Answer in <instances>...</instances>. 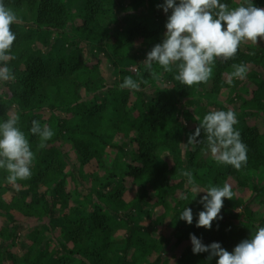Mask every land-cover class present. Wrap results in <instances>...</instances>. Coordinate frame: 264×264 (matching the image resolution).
<instances>
[{
    "label": "trees",
    "instance_id": "16d2710c",
    "mask_svg": "<svg viewBox=\"0 0 264 264\" xmlns=\"http://www.w3.org/2000/svg\"><path fill=\"white\" fill-rule=\"evenodd\" d=\"M163 2L5 0L20 23L12 26L17 40L15 59L9 61L16 80L2 83L0 122L16 109L18 127L28 135L35 159L31 178L15 185L8 184L7 173L0 170V211L5 216L20 214L23 223L47 219L51 226L47 232L60 229L61 254L67 259L61 264H170L175 255H167L166 238L153 236L165 224L167 213L156 216L154 206L163 210L167 208L165 196L189 193L186 178L180 175L183 170L193 173L202 190L209 185L223 186L232 178L239 190L250 192L245 200L235 195L231 201L225 199L223 220L214 221L211 230L196 227L198 214L204 210L199 201L205 193L191 203L181 202V209L175 208L168 221L170 230L176 232V248L191 242L190 234H195L205 245L220 243L232 252L264 227V130L253 124L254 119L264 118V42L242 44L233 60H218L207 84L188 88L173 78L174 73L155 64L161 78L154 81L143 58L162 42L166 32L167 16L157 8ZM221 2L236 7L245 0ZM253 2L264 8V0ZM81 19L84 23L78 25ZM82 42L92 46L95 56L104 44L106 61L118 71V80L109 83L101 68L89 66ZM139 47H149L143 58L137 55ZM240 62L248 67L244 80L230 75L232 64ZM134 65L136 71H130ZM126 76L148 79L149 84H142L140 91L121 90L119 85ZM223 90L242 95L235 110L246 109L250 116L239 118L235 126L248 149L247 165L240 171L203 154L202 145L187 144L199 121L211 112L206 103H199L202 94L219 95ZM134 93L137 97L131 104ZM44 112L49 114L47 118ZM34 119L55 132L45 149H39L38 138L29 133ZM109 150L115 153L112 165L107 162ZM183 151L185 156H179ZM174 178L181 182L172 183ZM71 182L77 186L78 199L88 207H69L67 184ZM128 184L138 189L130 201L125 199ZM8 192L13 193L9 205L2 200ZM186 207L193 211L192 225L179 219ZM239 208V213H233ZM146 220L149 223L143 224ZM238 224L242 227L234 231ZM8 230L6 225L5 232H0L2 243L11 240ZM121 231L124 234L118 237ZM4 243L0 245V264H16V255ZM154 255L157 258L150 263ZM207 257L208 253L193 254L189 249L175 264H217L218 258L209 261Z\"/></svg>",
    "mask_w": 264,
    "mask_h": 264
},
{
    "label": "clouds",
    "instance_id": "9594fccd",
    "mask_svg": "<svg viewBox=\"0 0 264 264\" xmlns=\"http://www.w3.org/2000/svg\"><path fill=\"white\" fill-rule=\"evenodd\" d=\"M157 8L167 16L166 32L162 42L155 44L143 61L154 81L161 78L153 67L155 64L164 72L174 73L173 78L188 88L207 84L218 60H233L242 44L264 42V8L257 7L253 0H245L236 7L221 0H164ZM18 23L20 18L16 12L5 0H0V83L16 80L9 61L15 59L13 47L17 35L12 26ZM232 69V78L246 79L248 67L245 63H233ZM142 84H149V80L126 76L119 88L140 91ZM18 123L19 117L14 115L0 122V170L7 173L5 180L10 185L31 178L35 159L28 135ZM238 123L232 110L208 112L194 133L189 135L187 144L193 147L202 145L203 154H210L218 164L240 171L247 165L248 149L241 132L235 127ZM29 133L38 138L39 149H45L55 135L47 124L42 125L35 119L31 121ZM180 175L186 178V185L191 186L192 193H205L199 201L204 210L198 214L196 227L211 230L214 221L223 220L221 211L225 199L233 200L232 186L225 182L223 186L209 185L202 190L191 171L183 170ZM184 198L187 199V195ZM179 219L192 225V209L186 207ZM190 240L193 254L208 253L207 259L218 258L217 264H264V227L237 244L232 252L220 243L205 245L195 234H190Z\"/></svg>",
    "mask_w": 264,
    "mask_h": 264
},
{
    "label": "rangeland",
    "instance_id": "374dc122",
    "mask_svg": "<svg viewBox=\"0 0 264 264\" xmlns=\"http://www.w3.org/2000/svg\"><path fill=\"white\" fill-rule=\"evenodd\" d=\"M241 1V0H238ZM78 25H82L84 23V20H77ZM139 46V44H137ZM81 47L85 49L86 52V59H88L89 61V66L93 68V66H98L99 68L102 69V71L106 74L109 83L110 81H115L116 79L118 80L119 78V74L118 71L116 69L113 68L112 64L108 63L106 61V57L104 54L105 51V46L104 44L101 46L102 51L97 53V56H95L93 54V48L92 46H89V44L82 42ZM149 48V47H148ZM148 48H143V47H139L136 51H137V55L139 57H142L145 55V52L148 51ZM107 50V47H106ZM96 52V51H95ZM101 53V54H100ZM96 54V53H95ZM144 54V55H143ZM143 58V57H142ZM146 59V57L144 56L143 61ZM137 69V66H133L130 71L135 72ZM240 87H243L246 91H247V86L246 85H241ZM0 90H5L4 85L2 83H0ZM243 92V90H241ZM245 92V91H244ZM136 94L134 93L131 96V104L134 103L135 99H136ZM202 98H200L199 103L203 104L206 103L207 106L210 108L211 111H218V109L220 107H226L229 108L230 110H232L233 112L236 113L237 118L239 120V118L245 119L248 118L249 119V112L244 109L241 112L240 111H236L235 110V105L237 103H240L241 101H243V98L240 99L242 97L241 96H236L234 93H232L230 90H223L219 95H211L210 91L208 92H204L201 96ZM91 99V98H90ZM198 110H195V114L198 113ZM16 114V109L13 108L10 115H14ZM45 117H48V113L44 112ZM239 124V123H238ZM253 124L254 125H259V127L264 130V118L261 116L258 119H254L253 120ZM185 151H183L181 154H179V156H185ZM115 160V153L112 152L111 150H109L108 154H107V162L108 165H112L113 161ZM104 174V171L101 170V175ZM181 182V178H174L172 180V183L174 184H179ZM227 183H229L235 193V197L237 198H241L242 200L248 199L249 198V189H247L246 191H244V189H238V183L232 179V178H228L226 180ZM185 185V188L188 189L189 193L185 194L184 197L187 195V199H185L181 193H178L177 195L174 196H165L163 202H165L167 208H164L163 210L158 206H154L155 208V212H156V216L159 214H163L164 212H166V221L165 224L163 226H158L157 228V232L153 235L155 237H158L159 235H163V237L166 238L167 240V255L169 254H173L175 255L174 259L171 260L170 264H175L176 260L179 259L184 252H186L189 249H192V244L191 242H185L183 244L180 245V247L176 248L175 244H176V232L173 230H170V227L168 225V221L169 218L171 216V214L173 213L172 211L176 208L177 211H179V209H181V202H185L186 203H191L195 196L197 194L192 193L191 191V186L190 185ZM82 190L84 188V186H81ZM201 188V187H200ZM80 189V187H79ZM86 189V186H85ZM127 192L125 195V199L127 201H130L131 199H133L138 191L137 186L132 185V184H128L127 186ZM202 189V188H201ZM205 189V188H203ZM67 191L68 194L70 195V200H69V207L70 208H74V207H78L81 205H85L86 207H88L87 204H84L85 202L82 200L80 201L78 198V196L80 194H78V189L77 186H73L72 182L67 184ZM76 191V192H75ZM201 194L197 195L198 197ZM202 196V195H201ZM12 197H13V193L12 192H8L6 195H4V197H2V200L4 202V204H12ZM183 197V198H182ZM159 199V198H158ZM157 199V200H158ZM156 200V201H157ZM181 200V201H180ZM155 202V201H154ZM152 202V203H154ZM159 203L162 202L161 199L158 200ZM92 207V206H91ZM88 209V208H87ZM149 208L147 207V210ZM146 210V212H147ZM255 211L258 210V208H254ZM170 211V212H169ZM241 211V208H239V210L236 212L234 210L233 213H239ZM14 216H5L4 212L0 211V232H5V226H9V234H11V240L7 241V242H3L4 245L6 247H9V249L11 250V252L16 255L17 257V262L16 264H53L54 262H58V264L62 263L65 259L66 256L64 257L61 254V247H60V242L63 239L62 235H59V230L58 228H55L54 232H47L51 226L49 224V220H43L42 222H36V223H23V221L21 220V216L18 213H12ZM145 217V215H143ZM75 220H79V217H76ZM15 221V222H14ZM149 222L146 220L143 222V224H148ZM241 225L244 227V225L241 223ZM240 224L235 225V227L233 228L234 231L239 230L242 226ZM16 227H19L16 229ZM18 230V231H17ZM17 231V238L15 239V246H12V239H14V234ZM33 233H36L35 235ZM124 234L123 231L118 233V237H122ZM47 238L48 240L45 241L44 238ZM0 240V245L3 244ZM165 252V255H166ZM166 255V256H167ZM157 258V255H154L153 257L150 258V263H153ZM67 260V259H66ZM79 264V263H76ZM93 264V263H92ZM95 264H99V262L97 261V263Z\"/></svg>",
    "mask_w": 264,
    "mask_h": 264
}]
</instances>
